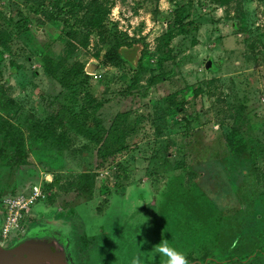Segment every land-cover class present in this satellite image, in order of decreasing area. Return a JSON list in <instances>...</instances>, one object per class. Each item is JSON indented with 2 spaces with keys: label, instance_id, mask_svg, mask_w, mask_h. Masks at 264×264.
<instances>
[{
  "label": "rangeland",
  "instance_id": "rangeland-1",
  "mask_svg": "<svg viewBox=\"0 0 264 264\" xmlns=\"http://www.w3.org/2000/svg\"><path fill=\"white\" fill-rule=\"evenodd\" d=\"M0 117L27 158L0 160V199L42 184L23 228L62 230L73 264H166L162 239L197 261L264 249V0H0Z\"/></svg>",
  "mask_w": 264,
  "mask_h": 264
},
{
  "label": "trees",
  "instance_id": "trees-1",
  "mask_svg": "<svg viewBox=\"0 0 264 264\" xmlns=\"http://www.w3.org/2000/svg\"><path fill=\"white\" fill-rule=\"evenodd\" d=\"M65 4L68 7L69 12L71 14L74 13V8L77 7L75 10H78V6L74 5L71 1H68ZM58 12L59 14L63 13L64 7L62 6L61 8H59ZM184 14H185L184 7H179L175 11L174 21L172 25L168 28L163 41L167 53L169 52V44L171 40L174 38L173 30L175 28L181 27L180 29L181 31L183 29V26H185L183 25L184 18H186ZM95 15L96 14L94 13V16ZM95 24L99 26L101 22L96 19ZM167 53H165L164 56H166ZM162 63H164V61L158 60L156 64L160 68ZM156 80H157L156 77H152V79L149 80V84H154ZM124 116L125 115H123V117ZM53 117L54 118L52 119V122L55 123L57 126H60L61 123H63L64 121L66 122V120H69V122H71V119L68 114L56 113ZM29 122H31V128L37 129L34 120ZM61 137H63V135L61 134H59V136L57 137H54V142H55L54 144L56 146L58 144V140L61 139ZM0 142L2 145L0 146V160L2 161L4 166L19 167L26 164L27 158L23 146L22 131L19 129V127L11 124L8 120L3 119L2 117H0ZM225 144L231 156H240L246 153L247 151L245 140L243 139L242 135L236 130L231 131L226 136ZM83 179H85V181L83 180V182H81V184L78 187V191L83 194L90 195L91 180L88 178L86 174L83 175ZM48 186L49 185H47V187ZM253 257H264V249H258L252 252L251 254L243 257H229L225 259V261H223L222 263L216 261L215 259H209V257L202 258L200 261H197L196 259H193L191 257L187 258V260H188V264H234V263L242 264Z\"/></svg>",
  "mask_w": 264,
  "mask_h": 264
},
{
  "label": "water",
  "instance_id": "water-1",
  "mask_svg": "<svg viewBox=\"0 0 264 264\" xmlns=\"http://www.w3.org/2000/svg\"><path fill=\"white\" fill-rule=\"evenodd\" d=\"M60 231L26 232L8 247L0 246V264H72L68 237Z\"/></svg>",
  "mask_w": 264,
  "mask_h": 264
},
{
  "label": "built area",
  "instance_id": "built-area-1",
  "mask_svg": "<svg viewBox=\"0 0 264 264\" xmlns=\"http://www.w3.org/2000/svg\"><path fill=\"white\" fill-rule=\"evenodd\" d=\"M100 75H94L98 80ZM47 180V179H46ZM49 184V181H45ZM45 187L40 184H31L26 190L7 195L0 199V246L7 247L26 230L23 228V219L32 206L45 199Z\"/></svg>",
  "mask_w": 264,
  "mask_h": 264
},
{
  "label": "clouds",
  "instance_id": "clouds-1",
  "mask_svg": "<svg viewBox=\"0 0 264 264\" xmlns=\"http://www.w3.org/2000/svg\"><path fill=\"white\" fill-rule=\"evenodd\" d=\"M149 253L153 254V258L156 255L166 257V264H188L186 255L176 248L171 247L166 239H162ZM132 264H141V259L139 257L134 258Z\"/></svg>",
  "mask_w": 264,
  "mask_h": 264
},
{
  "label": "flooded vegetation",
  "instance_id": "flooded-vegetation-1",
  "mask_svg": "<svg viewBox=\"0 0 264 264\" xmlns=\"http://www.w3.org/2000/svg\"><path fill=\"white\" fill-rule=\"evenodd\" d=\"M20 237H21V236H20ZM17 239H18V238H17ZM17 239H16V240H17ZM7 247H8V246H7ZM72 264H73V262H72Z\"/></svg>",
  "mask_w": 264,
  "mask_h": 264
}]
</instances>
